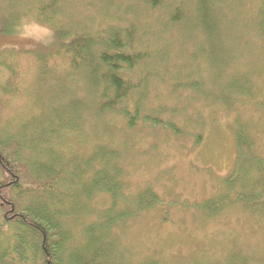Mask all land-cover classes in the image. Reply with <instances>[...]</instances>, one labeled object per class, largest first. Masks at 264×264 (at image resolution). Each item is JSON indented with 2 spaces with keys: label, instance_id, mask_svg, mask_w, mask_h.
<instances>
[{
  "label": "rangeland",
  "instance_id": "obj_1",
  "mask_svg": "<svg viewBox=\"0 0 264 264\" xmlns=\"http://www.w3.org/2000/svg\"><path fill=\"white\" fill-rule=\"evenodd\" d=\"M173 1L180 7L181 20L172 32L158 37L168 12L149 10L142 0H0V130L14 133L46 106L61 110L69 99L84 98L94 108L85 72L74 81L62 80L67 61L50 55L58 48L61 33H73L72 26L93 34L118 21L139 24L143 32L160 40H147L149 49L169 54L155 63L142 90V115L161 124L139 118L129 127L121 115L98 117L92 108L90 116L78 115L83 130L72 135L67 153L89 156L97 145L113 148L123 171L124 197L131 199L150 188L159 199L111 230L100 264H264L260 209L231 202L210 217L198 206L224 190L223 179L236 163L237 126L245 127L252 137V152L264 160V0ZM203 2L210 9L216 5L212 39L199 23L198 7ZM47 3L53 8L48 9ZM42 10L41 17L52 11L58 16L40 21ZM25 25L47 26L52 35L22 38L20 29ZM42 57L49 61L44 79L39 75ZM13 81L18 86L11 89ZM136 98L142 95L132 94L131 109ZM166 122L175 124L176 133L164 127ZM230 196L234 199L235 194ZM100 203L108 204L96 197V207ZM91 219L69 222L71 230Z\"/></svg>",
  "mask_w": 264,
  "mask_h": 264
},
{
  "label": "trees",
  "instance_id": "obj_2",
  "mask_svg": "<svg viewBox=\"0 0 264 264\" xmlns=\"http://www.w3.org/2000/svg\"><path fill=\"white\" fill-rule=\"evenodd\" d=\"M142 3L149 10L165 8L168 12L158 37L177 28L181 20L177 2L142 0ZM47 6L52 9L54 5ZM42 12H38V18L43 22L58 16L52 11L41 17ZM198 12L205 35L212 39L217 29L216 5L210 9L200 3ZM127 22L109 23L93 34L72 26L73 33L69 30L61 33L56 41L58 48L50 55L67 61L62 80L74 81L79 72H85L86 87L95 96V102L91 103L95 116L119 114L129 127L139 118L152 125L161 124L153 116L142 115V90L155 72V63L163 62L169 54L167 50H150L147 40L150 43L160 40L151 32H143L139 24ZM48 62L39 58L41 79L48 76ZM135 73L137 82H132ZM16 76L12 75L14 80ZM14 83L9 88L18 86ZM133 93L142 98H136L131 109ZM92 108L84 98L69 99L61 110L50 111L52 108L46 106L14 133L0 130V264H100V259L106 256L104 249L111 230L159 202L150 188L131 199L124 197L123 171L114 149L97 145L89 156L67 155L72 135L77 137L83 130L82 124L78 125V115L84 112L90 116ZM2 109L0 105V115ZM164 127L173 133L177 131L168 122ZM235 143L236 163L232 173L223 179V192L198 205L205 216H217L231 202L242 207L248 204L264 213V160L252 152V137L243 125L237 126ZM231 193L235 194L234 199ZM96 197L104 198L107 206L100 203L96 207ZM84 217L92 219L72 231L69 222Z\"/></svg>",
  "mask_w": 264,
  "mask_h": 264
},
{
  "label": "clouds",
  "instance_id": "obj_3",
  "mask_svg": "<svg viewBox=\"0 0 264 264\" xmlns=\"http://www.w3.org/2000/svg\"><path fill=\"white\" fill-rule=\"evenodd\" d=\"M20 34L22 38H34L41 37L44 39L50 38L52 33L51 29L47 26H36V25H25L20 29Z\"/></svg>",
  "mask_w": 264,
  "mask_h": 264
},
{
  "label": "bare ground",
  "instance_id": "obj_4",
  "mask_svg": "<svg viewBox=\"0 0 264 264\" xmlns=\"http://www.w3.org/2000/svg\"><path fill=\"white\" fill-rule=\"evenodd\" d=\"M137 78H138V75H137V73H135L134 75H133V80H132V82H134V79L135 80H137ZM137 82V81H136ZM10 86V85H9ZM168 123H170V122H168ZM172 124V123H171ZM173 125V124H172ZM175 128H176V126H175V124L173 125ZM170 130V129H169ZM172 131V130H171ZM113 149V148H112ZM148 262H152V263H156V262H153V261H146V262H143V263H141V264H145V263H148Z\"/></svg>",
  "mask_w": 264,
  "mask_h": 264
}]
</instances>
